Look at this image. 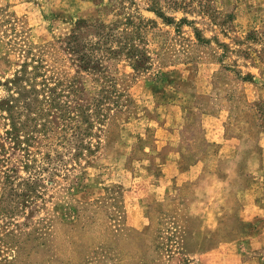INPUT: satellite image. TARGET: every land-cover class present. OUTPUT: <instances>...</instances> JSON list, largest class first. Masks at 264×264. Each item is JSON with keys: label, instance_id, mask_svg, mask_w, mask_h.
<instances>
[{"label": "rangeland", "instance_id": "obj_1", "mask_svg": "<svg viewBox=\"0 0 264 264\" xmlns=\"http://www.w3.org/2000/svg\"><path fill=\"white\" fill-rule=\"evenodd\" d=\"M37 62L118 95L29 168L0 109V264H264V0H0V100Z\"/></svg>", "mask_w": 264, "mask_h": 264}, {"label": "trees", "instance_id": "obj_2", "mask_svg": "<svg viewBox=\"0 0 264 264\" xmlns=\"http://www.w3.org/2000/svg\"><path fill=\"white\" fill-rule=\"evenodd\" d=\"M81 55L78 58L81 62L89 60L84 53ZM37 63L31 68L28 63L23 64L9 78L8 92L0 100L6 137L12 143V150L22 153L17 161L29 168L38 160L50 163L54 158L53 153L56 157L71 149L79 157L93 153L95 144L82 134L99 136L100 133L95 132L94 128L100 130L107 116H110L109 112H105L110 107L104 105V100L114 93L118 95L115 88L104 85L110 82V76L100 68L95 79L102 82L101 86L87 88L85 83L78 84V75L60 72L48 74L46 66L42 62ZM99 141L96 146H99ZM35 145L38 150L45 146L44 151L39 152L41 158L36 155L37 151L31 150ZM0 148L5 152L4 145Z\"/></svg>", "mask_w": 264, "mask_h": 264}, {"label": "crops", "instance_id": "obj_3", "mask_svg": "<svg viewBox=\"0 0 264 264\" xmlns=\"http://www.w3.org/2000/svg\"><path fill=\"white\" fill-rule=\"evenodd\" d=\"M216 137H217V138H219V139L217 140V139H214V138H213V140H214V141L216 140L217 142H219V141H221V140H222L220 136H219V137H218V136H216ZM179 174H182V172H180Z\"/></svg>", "mask_w": 264, "mask_h": 264}]
</instances>
